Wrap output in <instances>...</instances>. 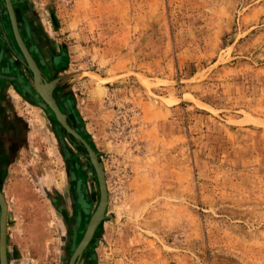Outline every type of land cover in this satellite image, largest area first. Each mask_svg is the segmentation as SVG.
I'll use <instances>...</instances> for the list:
<instances>
[{
    "label": "rangeland",
    "instance_id": "rangeland-1",
    "mask_svg": "<svg viewBox=\"0 0 264 264\" xmlns=\"http://www.w3.org/2000/svg\"><path fill=\"white\" fill-rule=\"evenodd\" d=\"M13 2L60 60L43 75L0 0L1 56L33 91L3 80L9 264H264V0ZM60 115L102 165L96 224L97 175Z\"/></svg>",
    "mask_w": 264,
    "mask_h": 264
},
{
    "label": "flooded vegetation",
    "instance_id": "flooded-vegetation-1",
    "mask_svg": "<svg viewBox=\"0 0 264 264\" xmlns=\"http://www.w3.org/2000/svg\"><path fill=\"white\" fill-rule=\"evenodd\" d=\"M12 4V10L13 14L15 17V22L17 29L20 32L21 38L23 39L24 43L26 44L31 56L35 60L38 68L44 75H50L53 71V68L57 69L59 67V60H60V54H57L56 51L51 50L50 47L45 43L43 39V30L39 27V24L35 20L27 21V19H24L26 22V30H23L21 28V23H20V18L18 11L16 9V6L14 5L13 0H10ZM2 3H4V0H1ZM6 10V9H5ZM6 15L8 17L7 11ZM9 23V19H8ZM11 24H9V27ZM4 56H1V51H0V179L1 176L3 175V167L5 166L6 163V153L8 152V148H12V139L9 132V127L11 128L14 123L12 120H6L5 114L9 111L11 106L8 104L7 100L4 95V88H3V80L4 82H13L15 87H17L21 93L28 98H32L33 96V91H32V86L28 84L25 81V77L23 75V72L20 67L17 65H14L13 62L10 63L9 61H4ZM25 68V67H24ZM27 72L30 73L29 69L25 68ZM5 72H9V75L4 74ZM68 125L77 133L79 134L82 138L84 137L80 130L72 124V122L69 120V118L65 119ZM9 122V123H8ZM61 123V121H60ZM62 125V124H61ZM63 126V125H62ZM64 128V127H63ZM65 129V128H64ZM66 130V129H65ZM67 131V130H66ZM7 132V133H6ZM6 133V134H5ZM70 136L74 137L71 133H69ZM75 138V137H74ZM85 138V137H84ZM83 138V139H84ZM86 139V138H85ZM84 139V140H85ZM87 140V139H86ZM85 140V141H86ZM88 141V140H87ZM86 143L89 145V141ZM80 142V141H79ZM80 144L84 147L86 153L88 154L85 146L80 142ZM90 146V145H89ZM91 147V146H90ZM65 152L68 153L70 159L73 161V166L70 169V181L72 183V186L74 187L77 195L81 198L82 192H81V183L82 180L81 178L77 177L78 176V168L80 166L79 162L76 161L75 155L66 149L64 147ZM66 154V153H65ZM91 162V160H90ZM1 191V189H0ZM2 193V191H1ZM3 195V193H2ZM4 197V195H3ZM5 199V197H4ZM6 201V200H5ZM80 207L83 209V211H87V207L89 206L86 200H80ZM79 224V222H78ZM77 224V225H78ZM76 225V223H75ZM6 234H7V217H6ZM6 259H7V264H9V255L7 251V235H6Z\"/></svg>",
    "mask_w": 264,
    "mask_h": 264
},
{
    "label": "water",
    "instance_id": "water-1",
    "mask_svg": "<svg viewBox=\"0 0 264 264\" xmlns=\"http://www.w3.org/2000/svg\"><path fill=\"white\" fill-rule=\"evenodd\" d=\"M7 3L9 4V0H7ZM24 52H25V56L27 57L29 62L31 64H33L32 60L30 59L29 54L25 50H24ZM49 104L53 107L52 103L49 102ZM59 120L61 121V124L63 125V127L69 133H71L78 141H80L79 140L80 138L77 136L75 131L66 122L65 117L60 115L59 116ZM80 142L85 146V148H86V150L88 152L89 158H90L91 162H93V166L95 168V172H96L98 183H99L100 202H99L98 206L100 208V206L102 205L103 209L100 210V211L98 210L95 213L94 222L96 224L97 218L103 214L104 209H105V205L107 204V190H106L105 177H104V172H103V169H102V165L98 161L94 150L86 142H84V141L83 142L80 141ZM0 210H1L0 211V258H1V264H6V260H5V233H6V231H5V216H6V206H5V202H4L3 195L1 193V191H0Z\"/></svg>",
    "mask_w": 264,
    "mask_h": 264
},
{
    "label": "bare ground",
    "instance_id": "bare-ground-1",
    "mask_svg": "<svg viewBox=\"0 0 264 264\" xmlns=\"http://www.w3.org/2000/svg\"><path fill=\"white\" fill-rule=\"evenodd\" d=\"M76 133V132H75ZM77 134V133H76ZM77 136L80 138L79 140L80 141H84V142H86L79 134H77ZM92 163V165H93V162H91ZM94 167V166H93ZM95 169V168H94ZM3 199H4V197H3ZM4 202H5V206H6V216H5V231H6V217H7V203H6V201H5V199H4ZM106 206V205H105ZM103 208H102V205L100 206V210H102ZM99 210V211H100ZM1 211V210H0ZM96 212H97V210H96ZM5 260H6V264H7V259H6V233H5ZM0 264H1V258H0Z\"/></svg>",
    "mask_w": 264,
    "mask_h": 264
}]
</instances>
